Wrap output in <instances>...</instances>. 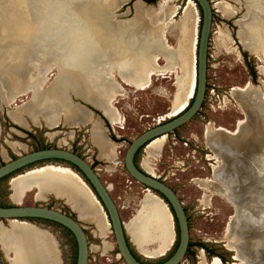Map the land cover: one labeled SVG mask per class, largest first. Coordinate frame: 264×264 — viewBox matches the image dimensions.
Here are the masks:
<instances>
[{
	"label": "bare ground",
	"instance_id": "1",
	"mask_svg": "<svg viewBox=\"0 0 264 264\" xmlns=\"http://www.w3.org/2000/svg\"><path fill=\"white\" fill-rule=\"evenodd\" d=\"M173 2L174 0H160L156 12H152L153 20L151 19V21L145 19L143 13L140 12L138 14L139 18L143 20L141 24L137 25L131 32L124 33L121 42L125 47L116 48L113 51H110L105 46L106 44L104 45L103 42L97 39L92 25L78 19L76 14L69 9L57 8L54 19L44 16L40 18L39 31L30 35L25 42L27 49L24 59L25 72L20 74L16 71L14 67L15 59L11 54L0 61V100L11 106L20 96L32 94L23 106H17L15 110L9 112L11 119L20 122L24 115L35 123L38 119H43L49 129L54 127L51 125L55 124L59 118H63L66 124H77L80 111L71 105L65 94L66 92L60 90L63 79L67 78L80 99L94 106L108 119L112 126H116L121 123V114L114 103L117 97L122 96L125 92L117 83L116 77H119L125 85L133 89L145 90L151 82L152 75L176 64L180 67L181 76L177 84L175 102L180 104L179 111L185 109L186 106L188 107L187 101L193 94L195 95L193 90L194 88L196 90L197 85V56L194 55L195 46L193 45L194 66L192 68L190 90L188 89L189 93L187 94L189 72L185 59V46L183 47L182 43L177 50L170 49L164 36L165 30L170 28V24L177 13V8L171 6ZM188 2L189 7L184 11L179 28L183 40L190 34L194 12L195 15L197 13L195 3L192 0ZM244 2L245 13L241 12L239 19L235 20L238 27L237 38L244 50L264 62V0H244ZM136 6L139 7V4ZM103 7L105 6L103 5ZM217 7L218 12L227 20L234 18L236 13L239 14L233 6L226 2L218 4ZM145 22L146 28L140 30L137 34L136 29H141L142 24ZM33 29L35 28L33 27ZM218 38L223 42L233 41L226 30L223 29L219 31ZM238 56L242 57L240 53H238ZM159 59L166 62L164 67L159 66L157 63ZM53 70L56 71L55 77L52 79L51 84L47 85L48 76ZM261 72L264 74V68H261ZM254 89H257L261 102H263L264 89L259 90L251 83L233 89L232 93L235 96L237 94L242 96L241 101L237 99V104L245 118L239 120L232 131L222 126L208 127L205 131V139L210 149H219L213 146L216 142L224 147L229 145L233 152L239 151L241 144L248 138L249 124L252 125L255 122L264 131V112L259 113L256 119L254 118L255 122H249L247 110L250 111L253 108L250 107L248 101V99L250 100L249 92ZM186 95L188 100H185ZM220 134L226 135L227 138L221 137ZM92 135V140L98 148L101 158H107L110 162H113L116 159V146L103 135L96 133ZM166 139L167 136H163L150 142L147 147L148 153L152 150L153 152H160ZM257 146L262 148L263 152L260 159L255 158L256 161L253 162L254 169L256 176L258 178L262 177L264 183V145L258 144ZM142 168L149 175L156 177L153 166L146 160L142 162ZM239 171L238 174H240ZM212 175L213 182L219 184L221 173L218 166L213 167ZM237 177L239 178V175ZM197 183L202 189H212V182L210 181H199ZM258 185L262 184L254 186L257 187ZM10 187L13 192L12 200L17 204L23 203L27 194L34 190L37 193L36 199L38 200L46 194H54L71 205L81 221L94 225L100 236H103L111 227L108 217L95 194L85 181L69 168L49 165L30 170L13 179ZM137 208L133 218L125 222L126 233L132 245L146 258L154 259L165 256L171 250L170 248H172L176 236L173 215L168 205L160 197L146 190ZM249 221L253 223L254 220L250 218ZM226 232H231V226L227 227ZM253 237L258 240V246L255 249L257 254V250L264 244V234L260 239L255 235ZM107 244L102 242V246L96 247V249L101 251L108 249L107 251H110L113 246ZM0 245L6 253L13 254L11 264H59L54 241L48 235L27 224L9 222L7 227H3L0 223ZM109 245L112 248L109 249ZM92 248L90 247V249ZM228 249L236 251L230 244ZM239 256L237 255L234 258L238 259ZM200 264H222V262L217 257L213 258L211 262H207L205 258H202ZM236 264H251V260L248 259L247 263L240 261Z\"/></svg>",
	"mask_w": 264,
	"mask_h": 264
},
{
	"label": "rangeland",
	"instance_id": "2",
	"mask_svg": "<svg viewBox=\"0 0 264 264\" xmlns=\"http://www.w3.org/2000/svg\"><path fill=\"white\" fill-rule=\"evenodd\" d=\"M159 1L160 0H158L154 4H151V6H148L145 5L147 3L144 0H0V61L6 59L10 54L13 55L15 59L14 67L16 68V71L20 74H23L25 72L24 59L27 54V49L25 45L26 40L29 38L30 35L39 31L40 18H42L43 16L52 19L55 18L57 8L69 9L73 11L74 14H76L78 19L82 20L86 24L92 25L97 39L103 42L104 45L106 44L105 46L110 51H113L116 48L125 47V45L121 42V40H123L124 33L131 32L137 25L141 24V22L143 21L141 20V18H139L138 14L142 12L143 15L145 16L144 18L149 19L151 21L153 17L152 12H156L157 4ZM188 1L189 0H174L173 5L171 6L177 8L176 9L177 13L176 16L173 18L172 23L170 24V28L165 30V35H164L166 38V43L170 49L177 50L180 47V44L182 43H183V47L185 46L184 47L186 51L185 59H186V64L188 65L187 68L189 72V83L186 91L187 94L189 93L190 90L189 86L193 72L192 68L194 66L192 49L194 45L195 46L194 55H196V49H197L196 41H198L197 38L201 26V14L198 7L195 6L197 9V13L195 15L194 12V17L190 25V28L192 27L189 34L190 36L187 35L184 40L181 39L182 35L180 33L179 28L184 15V11L189 7ZM233 1L234 0L211 1V4L214 9V14L212 20L211 36H210V43H211L210 49L211 51L217 52L218 57L216 60L211 61V66L214 67L209 68V74H208L209 83L218 85L221 88V90H219L221 92L220 94H223L224 91L229 89V87L230 88L233 87V89L236 87H243L246 83H251L253 86L258 87L259 90L261 88L263 90L264 87L261 84V81H264V77H263L264 74L261 72V68H264V62L259 58L251 55L248 51L244 50L242 46L239 44V40L237 38L238 27L235 24V20L239 19V15L241 13L238 15L235 14L234 18L227 20L221 15L220 12H218V7H217L218 4L222 2H226L230 6L234 7ZM27 3L30 5H28ZM137 4H139V7L136 6ZM103 5L105 7H103ZM242 13H245V9L242 10ZM142 25L143 26H141L142 27L141 29L140 28L136 29L137 34L140 30H144L147 26L146 22ZM33 27L35 29H33ZM222 29L226 30V32L229 34L230 38L233 41L223 42L222 40H220V38L217 39L219 31ZM215 32H217L216 35ZM194 40H195V44H194ZM238 51L241 54L245 52L246 53L245 57H243V55L242 57L238 56L239 53ZM157 63L161 67H164L166 65V62L163 59H159ZM195 68H196V57H195ZM55 73L56 71L53 70L52 73L48 76L49 80L47 82V85L51 84L52 79H54L55 77L54 75ZM180 76H181L180 67L179 65L176 64L171 68H168L166 70H163L162 72L155 73L154 75H152L150 79L151 82H149V86L145 90L133 89L125 85L119 77H116L117 83L125 91L122 96L117 97L114 103V106L121 114V123L116 126H113L115 130L119 132L118 134L121 135L123 134L125 137L128 138L127 141L129 142L130 140L135 139L137 136L147 131L149 129V126H151L152 128L155 119L159 118V121L162 123L163 121L173 119L174 117L182 113L187 108V106L182 111H179L180 104H176L174 98L176 95L177 84ZM60 90L64 93L66 92L65 94L67 95L69 102L74 108H77V106H75L74 104H78V105L81 104L89 109L90 107L89 105L81 102L79 99L74 97V95L76 97L78 96L76 95L75 91L72 88V85L69 83L67 78L63 79ZM193 91L195 93V88ZM31 95L32 94L29 93L25 96H20L19 98H17L16 102L11 106H8L6 103L0 101V133H2V136H0L1 138L5 137L8 140H10L4 130V127L5 128L9 127V125L4 120L6 118V111L7 110L13 111L15 107L17 108L18 105L24 104L30 99ZM193 97L194 94L188 100L186 95L185 100L186 99L188 100L187 101L188 106L192 102ZM236 98L239 99V101H241L242 96L240 94H237ZM249 98L250 100L248 99V101L250 103V107L251 106L253 107L252 109H250V111L247 110L249 116V122H251L252 120L256 119L259 113L264 112V101L261 102V97L260 94L257 92V89H254L253 91L249 92ZM253 102H254V106H253ZM78 110L80 111V117L77 120V123L88 122L89 119L91 118L90 114H88L83 110L80 109ZM91 110L95 112L98 116H102V113L96 110L95 108H91ZM234 110L235 109L232 108V110L229 112L225 111L222 113L221 112L212 113L206 111V108L203 104L201 110L190 122L186 123L179 129L175 130L174 131L175 133L169 134V136H167L164 147L160 152H155V151L153 152L152 150L149 151L150 153H148L147 151L148 145L146 146L145 150L141 152V160L144 158L143 161L146 160L148 163H150L153 166L154 170L156 166L157 167L159 166V168L162 169L161 173L159 174L162 175L163 173L164 183L169 187H171L177 193L180 200L183 202L184 206L188 205L189 201H192L193 196L197 195L200 191L199 190L200 187L198 186V183L196 185L194 183L188 182L189 177L195 176L197 170L189 169L187 171H184L187 166L186 164L185 166L174 165L171 167V157H172V162L173 161L178 162L177 158H179L181 162L185 161L181 156L184 155L186 150L180 143H178L179 145L177 146L171 144V138H173L174 135L178 136L176 134L178 133L179 136L181 137L187 138L193 135L192 137L194 139L198 138L197 140L198 142L202 141V135L208 128L207 127L206 129H204L205 128L204 126L209 121L215 122L216 125L225 127V129L227 130L229 129L232 130L235 119L241 120L242 118L243 119L245 118L240 108H239L240 112ZM123 118H125L126 121L125 123L126 129L124 131H120L116 127L123 125V120H122ZM29 125H31L30 121H29ZM107 125L109 127V131L107 130L108 135L110 134L113 135V131H112L113 128H111L108 123ZM1 126L3 127V129H1ZM249 126H250V132L248 138L250 137L255 138V143H256L255 146H257L258 144L264 145L263 129L259 128L256 122L252 125L249 124ZM209 127L214 128L213 126H209ZM33 130H37V129L33 127ZM75 131L76 128H74L73 126L71 127L58 126L57 129L53 128L49 130L48 128L43 127L39 130V132H37V134L35 133L36 134L35 136L39 137L40 145L46 144V145H51L55 147L58 146L60 148H67L69 150H72L71 148L72 145L69 139L73 138V136L76 133ZM91 133L92 134L96 133L105 136L104 131L102 130L99 122L97 121L93 122ZM92 134L91 137H93ZM221 136L227 138L226 135L221 134ZM248 138L245 142L241 144L240 150L249 147ZM168 139H170L169 143H167ZM194 139L190 140L191 148L194 147L195 145H198L197 141ZM182 141H186V140H182ZM173 142L174 141L172 140V143ZM0 143L1 144L3 143V139L2 140L0 139ZM215 143L213 144V146L219 149H224L229 153H233V150L229 145L224 147L220 143H216V144ZM17 144L18 145L13 148L14 153L20 154L24 151L25 152L31 151L30 145L27 146V145H19L20 143ZM34 145H36V143H33L32 146L35 147ZM198 146L200 148H203V145L201 144H199ZM88 150H92L94 152V147L88 145ZM88 150H85L86 158H90V157L92 158L93 153L89 152ZM119 150L124 152L126 148H119L117 149V152ZM101 157L102 156L100 155V158ZM4 159L6 160L8 158L5 156ZM104 159L110 162L107 158ZM257 159H260V157H258ZM236 162L237 160L233 159V163L236 164ZM122 164H123V159H120L117 162V164L112 168H109L108 164H103L101 166H98L97 168L102 170L98 172L99 178L102 181V183L106 187H108L110 195L113 201L115 202L119 210V213L123 217V221L127 222L135 215L136 210L138 209L137 207L139 206V202L143 198L146 190L144 189L143 192V187L138 183L132 181L131 177L123 169ZM37 168L40 167H35L30 170H34ZM240 168L241 170L239 171ZM238 171L240 174H238ZM248 173L249 175H247ZM238 175L240 179L237 177ZM18 176L14 177L13 179L17 178ZM127 179L132 181L133 184L125 183L124 181ZM239 180H243L242 183L247 184L245 192L243 191L242 186L238 187ZM257 180L258 181L256 184H262V185H258L257 187H255L254 185L256 184L252 183L250 172L245 171L242 166L239 167L235 165H232V167L230 168L229 177L226 179V181L221 182L220 180L219 184L221 188L220 190H215V191H217L219 195L222 196L228 204L224 201H218V202L215 201L213 203V206L214 208H216L215 212H218V209H220L223 210V213H225L224 224H223L225 230L224 235L216 236L215 234L221 230L218 229L220 226H222L221 224H219V222H215L214 224H212L206 221V219L208 218L205 213L212 211V209L207 208L206 210H204L202 209L203 204L200 205L198 202H194V204L199 208L196 209L197 213L195 214V217L193 218V222L191 225L190 242L193 246L199 244L208 245L211 249L217 252L215 253V255H211L209 257L206 251L201 247H198L196 249L194 248L192 251L186 254L185 258L180 264H200L202 258L206 259L204 255L207 256L206 259L207 262H211L213 258L217 257L220 259L221 253L223 254L222 259L225 260V262H223L224 264H236V263H240V261L247 263L248 259L251 260V264H262V262L264 264V244L260 246L256 254L255 249L258 246L257 245L258 240L254 239L253 237L255 235L257 238L260 239L264 234V183L262 182L263 180L262 177L261 178L257 177ZM214 186L218 187V185L216 184H214ZM237 188H239V192L237 194L241 195L243 191L245 195H247V197L249 198L248 201L243 203L241 199L239 201L236 199ZM202 190H204L205 192L211 191V189L208 190L202 189ZM31 194L32 193L27 194L24 200L30 199ZM203 202L206 203V200L204 199ZM230 206L233 209L230 208ZM250 218L254 220L253 223L249 221ZM84 226L88 227L87 229L89 231V242H90V246L93 247L89 251V257L90 256L96 257L99 264H109L106 262L105 256L114 257L115 254L118 253L114 236L111 232L110 227L107 230L108 232L106 231L103 236H100L97 233L94 225L89 226V224L87 225L86 223L84 224ZM229 226H231V232L227 233L226 230L227 227ZM174 231L176 236L173 246L178 240V233L175 224H174ZM206 239H211L212 242L209 241L205 242ZM102 242L112 245L113 248L112 246L109 245V249L112 248L110 251H107L108 249L106 251L105 250L101 251L100 249L97 250L96 247L102 246ZM229 244L232 245L234 249H236V251L229 250L228 249ZM173 246L172 248H170L171 250H169L165 256L154 259H149L144 257L135 249L134 246L133 248L135 250L136 255L140 259L146 260L147 262L157 263L168 257L173 252L174 249ZM224 246H226V248ZM1 248L6 254L5 255L6 258H4L3 254H0L2 263L11 264L13 254L10 252L6 253V251L3 249L2 246ZM236 252H238V254H236ZM237 255H240L238 257V259L240 260L234 258ZM232 257H233V261H232ZM89 264L91 263L89 262ZM117 264H125V263H123L122 260Z\"/></svg>",
	"mask_w": 264,
	"mask_h": 264
},
{
	"label": "flooded vegetation",
	"instance_id": "3",
	"mask_svg": "<svg viewBox=\"0 0 264 264\" xmlns=\"http://www.w3.org/2000/svg\"><path fill=\"white\" fill-rule=\"evenodd\" d=\"M209 1L211 2L213 0H209ZM233 2H234L235 9L240 14L242 12V10L245 9L244 0H234ZM236 14L238 15V13H236ZM244 54H246V53L244 52L243 54H241V56L243 55V57H245ZM207 80H208V72H207ZM261 84L264 87V81H261ZM232 88L233 87H231V88L229 87L228 91L233 92ZM231 97H232V101L234 104L222 112H225V111L229 112L232 110V108L235 109L234 111L240 112L239 107L237 105L236 96L233 93H231ZM89 110L91 112H93L90 108H89ZM10 111H12V110L6 111V118L4 119L5 122L9 125L8 128L4 127V130H5V133L8 135V138L10 140H8L5 137H2V138L0 137L1 140L3 139V143L2 144L0 143V167L9 161L15 160L20 155H25L27 153H31V152H35V151H39V150H44V149L59 148V149H63V150H68V151L76 154L80 158H82L84 161H86L92 167V169H94V171L96 172L98 177H99L98 172L102 171L101 169L97 168L98 166H101L103 164H108L109 168H112L113 166H115L117 164V162L120 159H123L122 167L125 170V172L128 173L126 166H125V156H126V151H127L128 147L130 146V144L132 143V141L134 139L130 140L128 142L127 141L128 138L125 137L123 134L122 135L118 134L119 132H117L115 130V128L111 125V123L108 121V119L105 116H103V115L98 116L95 112H93L94 116H92L93 118L91 117L88 122L77 123V125L74 127V128H76V131H75L76 133L72 139H69L71 142V145H72V147H71L72 150H69L67 148H60L58 146L55 147V146L46 145V144L40 145L39 137L35 136L37 134V132H39V130H33V128L31 130H27L24 127L14 123L9 116ZM239 120L240 119H235V121L233 123V129H235ZM94 121L99 122L100 127L104 131L106 138L116 146V149H115L116 159L114 162H108L105 159L100 158V152H99L98 148L94 145V142H93L92 137H91V134H92L91 128H92V124ZM253 121L254 120H252L251 122H253ZM106 122L109 124V126L111 128H113L112 129L113 135L110 133H109L110 135H108L107 130L109 131V127H108ZM125 123H126V121H125ZM125 123H124V125H122L123 126L122 128H120V126H118L116 128L120 131H124L126 129ZM209 126H213L215 128L218 125H216L215 122L209 121L205 124L204 129H206ZM57 128L58 127H56L55 129H57ZM1 129H3L2 126H1ZM232 130L229 129V131H232ZM173 133H175V132H173ZM170 134H172V133H170ZM176 134L178 136L174 135V137L171 138V144H173L174 146H177V145H179L178 143H180L184 147V149H186L184 155L181 156L186 162L185 161L181 162L179 158H177L178 162H176V161L172 162V157H171V167L174 165L185 166V164H186L187 166H186V169L184 171H187L189 169L197 170L195 176L189 177V179H188L189 183H194L197 185V182H199V181H210V182H212L211 191L205 192L204 190L200 189L197 186L200 190L199 193L197 195L193 196L192 201H189L188 205L184 206V204H183L184 210H185V213L187 216L189 233H190L191 225L193 222V218L195 217V214L197 213L196 209L199 208L194 204V202H198L200 205L203 204L202 209H204V210H206L207 208L212 209V211L205 213L207 215V218H208V219H206V221L208 223L214 224L215 222H219V224L222 225L218 228L221 230L218 233H215L216 236L217 235H224L225 230H224L223 224H224L225 213H223V210H220V209H218V212H215L216 208H214L213 203L215 201L216 202H218V201L226 202V200L222 196H220L217 191H215V190H220L221 187H220V184L213 182L212 168L216 167V166L219 167L220 173H221V179L220 180H221V182H225L226 179L229 177L230 168L232 167V165L239 166V167L242 166L245 171L250 172L251 181H252V183L256 184L258 180H257V176H256L255 171H254L255 165L253 162L256 161V159L262 155L263 150H262V148L255 146L256 143H255L254 137L248 138V146H249L248 148L243 149V150H239L237 152L229 153L224 149H221V150L220 149H218V150L210 149L206 143L205 132L202 135V141H199L200 143L197 141L198 138L195 137L196 139H194L192 137L193 135L190 137L184 138V137L179 136L178 133H176ZM0 136H2V133H0ZM223 138H225V137H223ZM191 139L196 140L198 145L199 144L203 145V148H200L198 145H195L194 147L191 148V144H190ZM87 140H88V143H87ZM172 140L174 141L173 143H172ZM182 140H186V141H182ZM169 142H170V139H168L167 143H169ZM17 143H20L19 145H27V146L30 145L31 151H29V152L24 151L20 154L14 153L13 148L18 145ZM33 143H36V145H34L35 147L32 146ZM148 144L142 146L137 151V153L135 154L134 159H133L134 165L136 166V168H138L141 171H145L142 168V161L144 158L141 160V152H143V150H145V148ZM12 145H15V146L13 147ZM88 145H91L94 147V152L92 150H88ZM119 148H126V150L124 152H122L120 150L117 152V149H119ZM85 150H88L89 152L93 153L92 158L91 157L86 158ZM257 151H258V153H257ZM5 156L8 159L5 160L4 159ZM216 157H218V158H216ZM233 159L237 160L236 164L233 163ZM47 164H53V165H50L53 167L69 168L70 170L77 173L84 181L88 182L86 180V178L83 176V174H81L76 167H74L73 165H71L67 162H63V161H42V162H38V163H35L32 165L26 166V167L10 174V175H8V176H6L0 180V208H10V207H19V206H21V207H42V208L47 209V210H53V211L60 212L64 215L68 216L72 220L76 221L82 227V229L86 235V238H87V244H88V261H87V264H89V258H90L89 257V251H90L91 246H90V242H89V231L87 229L88 227L84 226V224H86V223H83V221H81L79 219L78 214L72 208L71 205H69L63 199L56 197V195H54V194H46L43 198L38 200V199H36L37 193L35 190L31 192L32 194L30 196V199H25L23 201V203H21V204H17L15 202H13V200H12V190L10 187L11 180L18 175L24 174L26 171H29L32 168H35V167L42 168V166L44 167ZM47 166H49V165H47ZM161 170L162 169L159 168V166L158 167L156 166V168H155L156 177H154V178L158 179L159 181L164 182L163 173H162V175L159 174V173H161ZM128 175H129V173H128ZM171 176H172V174H171ZM131 179H132V181L137 183L132 177H131ZM132 181L127 179L124 182L128 183V184H133ZM242 182H243V180H239L238 187L242 186L243 191L245 192L247 184L242 183ZM214 184L218 185V187H215ZM139 185H141V184H139ZM141 186L143 187V192H144L145 187L143 185H141ZM243 191H242L241 195L237 194L239 192V188H237L236 199L238 201L241 199L243 201V203H245L246 201L249 200V198L247 197V195H245V193ZM204 199L206 200V203L203 202ZM164 202L166 203V200ZM230 208H232V207L230 206ZM120 217H121V220L123 221V217L121 214H120ZM28 221L31 223V225H29V226H32V227L38 229L42 233L48 235L54 241L55 248H56V251L58 254L59 264H77V262H78V243H77L75 235L68 228H66L65 226H63V225H61L55 221L48 220V219H28ZM9 222H11V221H8L7 219H0V223L2 224L3 227H7ZM19 224H21V223H19ZM88 224H89V226H92L90 223H87V225ZM174 224H175V226H177L176 223H174ZM126 239H127L128 246L130 247L134 256L138 260H142L136 255L135 250L133 248V245L131 243V240H129L130 238H126ZM208 241L212 242L211 239L205 240V242H208ZM189 245H191V242H189ZM198 247H201L202 249H204L209 257L211 255H215V253L217 252V251L211 249L208 245H203V246L194 245L193 247L192 246L188 247V250L190 252L194 248L196 249ZM224 247L226 248V246H224ZM0 254H3L4 258H6V256H5L6 254L2 250L1 246H0ZM171 255H169L168 257H166L165 259H163L157 263L147 262L146 264H160V263L164 262L165 260H167ZM10 256H12V255H10ZM204 256L207 259V256L206 255H204ZM220 257H221L220 258L221 261L223 262V260H222L223 254L222 253L220 254ZM232 261H233V257H232ZM0 264H3L1 261V258H0Z\"/></svg>",
	"mask_w": 264,
	"mask_h": 264
},
{
	"label": "water",
	"instance_id": "4",
	"mask_svg": "<svg viewBox=\"0 0 264 264\" xmlns=\"http://www.w3.org/2000/svg\"><path fill=\"white\" fill-rule=\"evenodd\" d=\"M198 7L201 14V26L197 41V85L195 95L190 103L189 108L173 119L167 120L160 125H156L132 141L126 151L125 166L130 175L137 183L143 185L145 190H149L163 201L166 200L174 219V223L178 226V247L174 253L164 262L160 264H180L186 256L190 242V233L188 227L187 216L184 210L183 203L176 192L166 185L164 182L155 179L146 171H141L134 165L133 159L137 151L144 145L153 140L168 136L175 130L179 129L186 123L190 122L201 110L204 102L207 88V72H208V48L211 36L213 12L209 0H192ZM148 5V4H145ZM150 6V5H148ZM74 95V94H73ZM81 102L86 103L74 95ZM78 109L85 111L86 107L81 104H74ZM92 108L94 106L90 105ZM96 109V108H95ZM97 110V109H96ZM91 115L94 113L87 110ZM103 115V114H102ZM104 116V115H103ZM42 161H63L76 167L81 174L86 178L87 185L95 194L98 201L101 203L108 220L110 229L114 236L116 248L125 264H146V260H138L128 246V235L125 229V222L121 220L119 210L113 201L108 187H106L94 169L82 158L76 154L59 148H51L39 150L25 155H20L13 161H9L0 167V180L26 166L42 162ZM52 165V164H47ZM46 166V165H45ZM43 167V166H42ZM0 219H7L11 222H19L21 224L31 225L28 219H48L55 221L68 228L76 237L78 243V262L77 264H87L88 261V244L86 235L82 227L68 216L53 210H47L42 207H10L0 208ZM130 240V239H129Z\"/></svg>",
	"mask_w": 264,
	"mask_h": 264
},
{
	"label": "built area",
	"instance_id": "5",
	"mask_svg": "<svg viewBox=\"0 0 264 264\" xmlns=\"http://www.w3.org/2000/svg\"><path fill=\"white\" fill-rule=\"evenodd\" d=\"M210 4H211V2H210ZM211 7H212V12L214 14V9H213L212 4H211ZM216 34H217V32H215V35ZM197 40H198V38H197ZM210 45H211V43L209 41L208 60H207L208 74H209V68L210 67H214V66H211V61L216 60L217 57H218L217 52L211 51ZM196 46H197V41H196ZM219 90H221V88L218 85L209 83V76H208L207 88H206L205 98H204V102H203V104H204V106L206 108V111L212 112V113L222 112V111L228 109L230 106H232L234 104L233 101H232V97H231V93H232L231 91L226 90V91H224L223 94H220L221 92ZM190 100H192V99H190ZM122 120H123V125H124L125 118H123ZM163 122H165V121H163ZM160 124H161V122L157 118V119L154 120V124L152 126L154 127V126L160 125ZM120 127H123V126L120 125ZM150 128H151V126H149V129ZM105 260L109 264H117L120 261H122V258L117 253V254H115L114 257L105 256ZM89 262L91 264H99L98 260L96 259V257H91L90 256Z\"/></svg>",
	"mask_w": 264,
	"mask_h": 264
},
{
	"label": "crops",
	"instance_id": "6",
	"mask_svg": "<svg viewBox=\"0 0 264 264\" xmlns=\"http://www.w3.org/2000/svg\"><path fill=\"white\" fill-rule=\"evenodd\" d=\"M18 106H23V104L18 105ZM87 110L88 109H86L85 112H87L88 114H90V112L87 111ZM90 116L92 117L93 115L90 114ZM29 121H30V123H31L32 126L29 125ZM13 122L16 123V124H18V125H20V126H22V127H24L27 130H31L33 127L36 128L37 130H40L43 127L48 128V125L44 122L43 119H38L37 123H35L28 116H25V115L23 116V118H22V120L20 122H15V121H13ZM76 125L77 124H66L63 118H59V120H57L55 124L51 125V126H54V127H51V129L56 128L58 126H67V127L73 126V127H75Z\"/></svg>",
	"mask_w": 264,
	"mask_h": 264
},
{
	"label": "trees",
	"instance_id": "7",
	"mask_svg": "<svg viewBox=\"0 0 264 264\" xmlns=\"http://www.w3.org/2000/svg\"><path fill=\"white\" fill-rule=\"evenodd\" d=\"M144 1H145L147 4L151 5V4L156 3L158 0H144ZM244 55H246V54H244ZM193 98H194V97H193ZM189 106H190V105H189ZM189 106H188V107H189ZM188 107H187V108H188ZM89 108H90V107H89ZM90 109H91V108H90ZM176 225H177V224H176ZM176 230H177V233H178V232H179V231H178V226H176ZM178 243H179V239L177 240V242H176V243L174 244V246H173V247H174L173 252H174V251L176 250V248L178 247ZM191 246H193V245H192V244L189 245V247H191ZM198 246H203V245L199 244ZM173 252H172V253H173ZM172 253H171V254H172ZM188 253H189V250L187 251V254H188ZM171 254H170V255H171ZM222 260H223V262H225L224 259H222ZM223 262H222V263H223ZM223 264H224V263H223Z\"/></svg>",
	"mask_w": 264,
	"mask_h": 264
}]
</instances>
